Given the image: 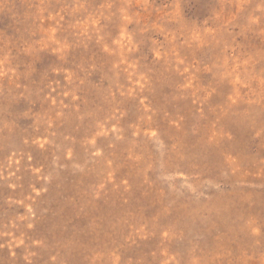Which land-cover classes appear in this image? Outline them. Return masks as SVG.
Masks as SVG:
<instances>
[{"label": "rangeland", "instance_id": "1", "mask_svg": "<svg viewBox=\"0 0 264 264\" xmlns=\"http://www.w3.org/2000/svg\"><path fill=\"white\" fill-rule=\"evenodd\" d=\"M0 264H264V0H0Z\"/></svg>", "mask_w": 264, "mask_h": 264}]
</instances>
